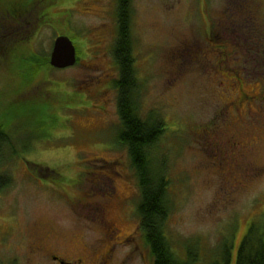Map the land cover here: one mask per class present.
I'll list each match as a JSON object with an SVG mask.
<instances>
[{"label":"rangeland","instance_id":"obj_1","mask_svg":"<svg viewBox=\"0 0 264 264\" xmlns=\"http://www.w3.org/2000/svg\"><path fill=\"white\" fill-rule=\"evenodd\" d=\"M33 1L0 0V11L9 16L13 4L29 8ZM252 1L259 11L254 28L244 29L232 17L233 0H132L143 114L155 111L166 126L158 150L172 181L169 235L176 249L193 242L199 264L211 262L226 241L233 243L235 264L251 223L264 221V0H249L251 6ZM47 2L56 4L21 51L22 66L29 68L31 53L50 62L59 36L73 41L78 61L38 75L12 76L0 65V124L17 151L0 167L11 180L0 193V264H23L29 253L24 243L50 233L80 242L84 223L93 221L90 207L101 204L109 206L124 234L139 231L140 254L154 264L140 230L135 171L127 148L117 143L122 130L113 87L119 79L113 57L117 2ZM17 29L8 27L5 36L24 34ZM44 79L51 84L41 86ZM244 96L251 99L239 106L244 122L239 139L254 147L246 178L233 168L232 144L238 141H230L226 127L236 114L224 111L227 101L235 107L233 101ZM144 263L140 255L132 261Z\"/></svg>","mask_w":264,"mask_h":264},{"label":"trees","instance_id":"obj_2","mask_svg":"<svg viewBox=\"0 0 264 264\" xmlns=\"http://www.w3.org/2000/svg\"><path fill=\"white\" fill-rule=\"evenodd\" d=\"M116 2L118 31L113 57L120 76L113 83V87L118 92L119 117L122 122V130L117 137V143L127 148L138 181L140 200L138 201L137 214L140 219V230L144 234L146 245L150 248L154 264H199V249L197 253L193 251L194 246H191L193 242L183 244L182 248L176 246V249L169 235L168 221L174 209L170 189L172 181L169 176V168L166 165V158L158 150L159 142L166 133L165 120L155 111L143 114L142 86L137 77L133 56L135 42L132 34V0H116ZM55 4L53 2L44 3V0H35L29 4V8L13 4L9 16L5 15L2 10L0 11V65L2 69L5 67L3 70L6 73L12 76L24 75L28 72L38 75L42 70L54 71L46 56L33 53L30 54L32 59L28 61L29 68H24L21 51L26 48L25 44L34 33L48 22L47 11L50 6ZM25 25L26 27L23 28ZM11 26L18 27L16 32L24 30V34L18 33L19 36L14 33L10 37L8 35L6 37V31ZM28 32L29 35H25ZM42 66H46V68ZM50 84L46 79L40 83L41 86ZM51 102L57 103L56 98L51 99ZM226 103L232 102L227 101ZM13 107L16 106L13 105ZM227 124H229L228 121ZM5 127L0 124V167L3 162L17 156L13 141L8 136ZM6 152L8 153L5 154ZM55 177L62 178L56 174ZM10 185L11 180L8 179V176L0 174V193ZM194 243L199 246L198 241ZM233 248V243L228 241L223 243V247L220 244L218 253L215 254L211 262L206 264H231ZM235 264H264V221L251 223L238 248Z\"/></svg>","mask_w":264,"mask_h":264},{"label":"flooded vegetation","instance_id":"obj_3","mask_svg":"<svg viewBox=\"0 0 264 264\" xmlns=\"http://www.w3.org/2000/svg\"><path fill=\"white\" fill-rule=\"evenodd\" d=\"M251 2V1H250ZM249 0H233L232 8L230 9L232 17L235 19L236 25L244 28L250 29L254 28L252 21L253 15L256 11H259L255 7L253 2L252 6L249 5ZM257 6V5H256ZM251 9V10H250ZM238 23V24H237ZM250 23V25H249ZM26 25L23 27L25 28ZM22 28V29H23ZM256 55V54H255ZM78 61V56H77ZM119 73V71H118ZM119 75V74H118ZM120 76V75H119ZM251 99L250 96H244L243 99H235L236 106L232 103H226V112L232 111V115L236 114V121H230V124L226 125L227 129L231 132V140L234 142L232 146L237 148L233 153L236 165L233 168L240 169L244 171L242 176L246 178V175H250V171L253 170V165L251 163V151L253 146L239 139L240 133L244 129V122L239 114L242 113L240 105ZM230 108V109H229ZM229 110V111H228ZM231 113H228L230 118ZM240 122V124H239ZM247 122V121H246ZM248 128V127H247ZM217 136V134H215ZM212 141V139H211ZM224 142L221 143L220 150L222 149ZM232 147V149H233ZM219 150V151H220ZM94 210L93 221L90 224L84 223L85 236H82L80 242L68 241L65 238H61L58 234H48L44 239L34 241L31 245H27L21 242L20 246L26 247L29 250L28 257H25L23 264H132V261L139 257L143 258L146 263V255L141 252V238L139 231L135 228L128 235L124 234L119 227V224L110 215L109 206L101 204L96 206V208L90 207ZM99 232L97 233L96 230ZM20 242V241H19ZM24 243V246H23ZM124 248H131L127 252H122Z\"/></svg>","mask_w":264,"mask_h":264},{"label":"water","instance_id":"obj_4","mask_svg":"<svg viewBox=\"0 0 264 264\" xmlns=\"http://www.w3.org/2000/svg\"><path fill=\"white\" fill-rule=\"evenodd\" d=\"M77 63V49L73 41L66 36L55 39L50 56V64L58 70L73 67Z\"/></svg>","mask_w":264,"mask_h":264}]
</instances>
